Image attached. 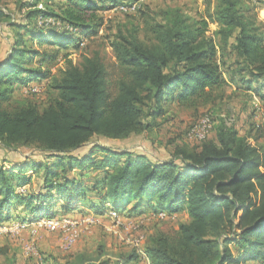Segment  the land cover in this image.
Wrapping results in <instances>:
<instances>
[{
  "label": "trees",
  "instance_id": "obj_1",
  "mask_svg": "<svg viewBox=\"0 0 264 264\" xmlns=\"http://www.w3.org/2000/svg\"><path fill=\"white\" fill-rule=\"evenodd\" d=\"M8 1L0 0V35L9 29L12 38L0 55V146L42 158L0 163V223L53 217L56 206L69 217L82 207L96 215L183 212L188 219L175 231L146 237L149 264H262L260 121L240 134L231 115L221 116L214 138L176 145L163 160L92 142L147 132L175 102L195 111L214 105L230 83L264 103V29L255 13L264 0H215L213 12L197 19L169 9L152 25L139 8L140 20L129 18L103 36L118 66L112 87L102 48L85 44L77 62L66 54L56 72L50 65L61 49L94 41L103 11L133 0H13L14 11ZM209 23L217 26L212 36ZM139 24L151 39L141 37ZM45 80L42 109L33 102L5 106L19 87ZM101 257L83 256L79 264H139L141 255L134 249L122 260Z\"/></svg>",
  "mask_w": 264,
  "mask_h": 264
},
{
  "label": "rangeland",
  "instance_id": "obj_2",
  "mask_svg": "<svg viewBox=\"0 0 264 264\" xmlns=\"http://www.w3.org/2000/svg\"><path fill=\"white\" fill-rule=\"evenodd\" d=\"M249 3L248 0H244ZM7 3V8L14 11L15 3L10 0ZM215 0H150L145 6H141L152 20L149 24H153L155 20L159 21L162 18L164 11L169 9L179 8L184 14L191 18L197 19L201 15L208 17L213 12ZM135 13V12H134ZM258 22L264 29V5L259 4L256 12ZM104 26L99 31L93 42L84 40L79 49L71 47L70 49H61L57 61L50 65L52 72H56L58 68L65 64L64 56L68 54L67 59L77 62L80 58L81 48L85 44H90L91 49H101V53L105 56V62L109 71L110 86L118 74V66L109 46H105L109 36L113 33L116 26H123V23L129 21V18L140 20L141 15L136 12L133 16H128L110 9L103 11ZM138 14V15H137ZM19 18V15L16 19ZM154 18V19H153ZM141 26V37L143 39H151L148 30L145 31L146 24ZM148 29V27H147ZM217 29L216 24L209 23L208 35L212 36ZM147 32V33H146ZM11 32L9 29H3L0 35V55H5L10 49ZM46 46H44L45 48ZM228 62L232 59L228 58ZM38 64L37 62H34ZM34 64V65H35ZM227 80H229L226 74ZM45 81H34L30 86H34L35 92H31L28 88L19 87L9 104L5 106H14L26 102H33L42 109L48 99L45 91ZM225 96L223 100L216 104L206 107H200L197 111L185 109L176 104L169 105L168 112L164 117L158 120V125L153 129L143 132L139 135L131 136L125 140H107L104 138H94V144H102L114 148L130 149L136 152L144 153L150 158L167 159L176 145L188 144L190 146L197 145L200 141H195L187 136V131L190 126L195 124L205 114H211L216 126L221 116L231 115L235 120V126L240 134H245L249 125L255 122L263 123L264 117H258L255 114V103L259 102L264 107V103L260 102L256 95L250 92H240L234 84H228L224 89ZM9 105V106H8ZM260 121V122H259ZM215 131L208 134L207 138H214ZM87 151V146L77 152ZM38 160L42 157L35 151H31L26 147H20L15 150H7L0 146V163L5 167H10L24 162L26 159ZM59 206H56L55 217L65 216L64 211H61ZM110 209L106 210L101 215H96L87 208H80V211L72 214L73 219L81 216L94 214L97 221L94 224L85 226L81 225L76 228V236L74 241L68 245V235L62 230L49 232L43 228L38 229V233L34 238L35 253L25 254L24 246L31 243L32 237L28 234L29 230L24 229L19 236H11L10 234H0V264H79L84 256L85 258H95L99 255L103 257H111L113 260L121 259L123 255L135 249L137 240L141 251L144 248L146 237L157 230L165 232H173L178 228V224L187 220L185 213L168 214L167 212H153L152 209H145L141 212H133L131 214H119L117 219L108 215ZM19 212V211H18ZM160 213L166 215L161 218ZM21 215L25 211H20ZM34 222V221H33ZM141 258L139 264H146L147 256L139 253ZM264 263V262H263ZM149 264V263H148Z\"/></svg>",
  "mask_w": 264,
  "mask_h": 264
},
{
  "label": "built area",
  "instance_id": "obj_3",
  "mask_svg": "<svg viewBox=\"0 0 264 264\" xmlns=\"http://www.w3.org/2000/svg\"><path fill=\"white\" fill-rule=\"evenodd\" d=\"M148 1L150 0H133L128 2H123L113 6L110 10L117 11L123 14L134 13L140 8V6L143 3H146ZM47 21L51 22L52 20H47ZM28 90H30L31 92L36 91L34 86H30ZM260 104L259 102L255 103V107H254L255 114L258 117H264V107L261 106ZM213 127H214V121L211 115L205 114L202 118L199 119L198 122H196L195 124L189 127L187 131V136L192 140L202 141L207 138L208 134L212 131ZM108 215L114 219H117L119 213H117L114 210H109ZM165 215H166L165 213H160L161 218H163ZM97 220H98L97 217L94 216V214H91L86 217L81 216L77 219L76 218L73 219L72 217L69 216H63V217L53 216V217H41L37 220L13 221L9 223H0V234L6 233V234H10L11 236H19L24 229L29 230L28 234L32 237V240H30L31 243H28L24 246V253L34 254L35 248H34L33 240L38 233V229L43 228L49 232H56L62 230L68 235L67 241H68V245H70L74 241V238L76 236L77 226H80V224L88 226L94 224ZM141 242L140 240H137L135 244L136 246L135 249L137 250L138 253L141 252V254L145 256V253L141 251L139 245V243Z\"/></svg>",
  "mask_w": 264,
  "mask_h": 264
},
{
  "label": "crops",
  "instance_id": "obj_4",
  "mask_svg": "<svg viewBox=\"0 0 264 264\" xmlns=\"http://www.w3.org/2000/svg\"><path fill=\"white\" fill-rule=\"evenodd\" d=\"M35 184V183H34ZM34 186V185H33ZM59 208V207H58ZM187 215V214H186ZM188 217V216H187ZM188 219V218H187ZM146 264H148V261L146 260Z\"/></svg>",
  "mask_w": 264,
  "mask_h": 264
}]
</instances>
